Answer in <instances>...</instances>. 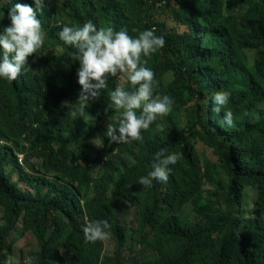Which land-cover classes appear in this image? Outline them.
I'll list each match as a JSON object with an SVG mask.
<instances>
[{
	"label": "trees",
	"instance_id": "16d2710c",
	"mask_svg": "<svg viewBox=\"0 0 264 264\" xmlns=\"http://www.w3.org/2000/svg\"><path fill=\"white\" fill-rule=\"evenodd\" d=\"M54 1L59 0H45L37 18L61 52L45 57L39 50L15 81L0 78V264H10L13 234L28 232L38 248L26 257H36V264H122L129 240L121 203L137 211V244L131 252L140 245L156 254L152 261L136 258L132 264H264V0H168L176 5L171 16L182 32H155L165 45L142 61L155 73L153 96L172 97V111L142 130L141 141L119 144L115 152L100 135L103 147L94 161L89 139L116 114L109 94L131 85L121 74L108 80L85 109L84 115L98 122L90 130L71 115L78 110L79 62L58 33L63 26L96 21L98 30L126 28L136 37L151 30L143 16L158 12L165 0H65L69 22L59 20ZM17 3L35 8L33 0H6L0 6V33ZM217 91L230 93L219 115L213 112ZM229 110L232 127L223 120ZM198 141L218 159L203 174L195 154ZM26 144L42 159L40 174L19 162L15 147L26 149ZM161 148L182 153L169 165L162 192L155 180L151 187L138 183ZM212 184L215 189L207 188ZM246 188L256 189L255 200L249 217L241 219ZM94 220L111 225L114 257L103 256V241L85 240L82 222Z\"/></svg>",
	"mask_w": 264,
	"mask_h": 264
},
{
	"label": "clouds",
	"instance_id": "9594fccd",
	"mask_svg": "<svg viewBox=\"0 0 264 264\" xmlns=\"http://www.w3.org/2000/svg\"><path fill=\"white\" fill-rule=\"evenodd\" d=\"M33 3L35 8L20 3L9 8L7 17L10 25L0 33V78L9 82L21 75L28 58L37 54L44 44L46 33L37 18V11L45 8V0H33ZM58 37L76 50L74 55L79 62L77 76L81 90L75 103L78 112L73 111V117L83 116L90 101L100 97L102 90L107 88L111 77L124 74L131 85L130 90L116 87L109 94L111 107L116 113L112 119L118 121L107 124L105 135L110 143L119 145L141 141L142 130H147L158 116L172 111L174 99L169 95L153 96L155 73L143 66L147 61H142V57H150L165 45L164 38L157 36L154 30L139 31L133 37L126 28L114 30L109 26L98 30L88 21L79 27L63 26ZM229 98V92L217 91L212 98L213 112L219 115ZM105 111L107 113L108 108ZM223 120L228 127H232V111L224 112ZM16 155L23 166L24 156L20 153ZM181 156L182 153L169 154L167 148L159 149L154 154L152 170L141 176L138 183L145 187H151L153 180L166 183L169 165H175ZM110 228L106 220H94L83 228L85 240H107L111 236ZM24 264H36V257H26Z\"/></svg>",
	"mask_w": 264,
	"mask_h": 264
},
{
	"label": "rangeland",
	"instance_id": "374dc122",
	"mask_svg": "<svg viewBox=\"0 0 264 264\" xmlns=\"http://www.w3.org/2000/svg\"><path fill=\"white\" fill-rule=\"evenodd\" d=\"M94 1H97V0H94ZM5 2L6 0H0V6H2ZM169 4H170V8H169ZM51 6L56 9L57 15L61 22L70 21L68 16L65 13V0L54 1L53 3H51ZM173 8H176V5L173 1H171L170 3L168 2V0L161 1V8L160 10H158V12L156 11L151 12V13L147 12L143 16V20L145 22L144 25L149 24L151 26V30H154L157 33V35L167 34L175 30V28H179V30L182 32V26L176 25V23L172 19L171 9ZM92 23L97 27L96 21H93ZM40 50L45 57L57 55L61 52L59 48H57L56 46L50 43V41L47 39L46 36H45L44 44ZM121 78L123 82L127 81L124 74H121ZM167 78L170 79V77H167ZM207 105H208V101H207ZM75 118L83 121L90 130L95 129L96 126L98 125V122L96 120L86 117L84 114L82 117H75ZM109 122L113 123L114 120L111 119L107 123L101 124L99 133L93 135L89 139V143L91 146V160L93 161L96 158L97 152L101 150L103 147L99 136L102 134H105L106 129H107V124ZM117 145L118 144L112 142L109 144V148H111L113 152H115ZM26 147H27L26 149L22 146L15 147V152L20 153L24 156L25 162L23 166L28 172L40 174L38 172L40 170L42 159L39 157V155H36L34 151H32L31 149H28L29 148L28 144H26ZM194 147H195L196 159L199 164V167L201 168V172L203 174L206 166L211 163H217L218 159L214 155L212 149L206 147L200 141H198L196 145H194ZM7 169L8 171H12L11 167H8ZM99 175H100V169L98 168L94 172V177L97 178ZM12 181L17 183L16 174L12 177ZM159 184H160V192L166 189L167 183L159 182ZM18 185L24 190H27V189L32 190L31 185H28V184H18ZM207 188L215 189L213 184L211 186L208 185ZM255 191H256L255 188L244 189L242 201H241L242 208L240 209V212L245 211L246 215H243L241 219H245L249 217L248 212L253 210L252 203L255 200ZM119 212L122 218V223L124 224V226H126V229H127L126 231H127L128 240H129L128 246L123 251L122 264H132L136 258H138L140 261L154 260L156 258V254L147 246L143 247V246L138 245L136 249V254H133L131 250L129 249L130 246H132L133 244H137V240L134 237V233L136 230V218H137L136 209L126 205L125 203H121L119 205ZM185 212L188 214L192 213V207L188 206L185 209ZM3 214H4V210L0 206V224L2 223ZM82 225L83 227H85L87 225V222L86 223L82 222ZM110 232H111L110 238L107 240H103V245H104L103 256L105 257H114L115 251L117 249L116 236L113 234L112 231ZM12 240H13V243H12L13 253L9 256L10 264H24V260L27 254L30 251L38 248V242L35 239L34 235L31 234L30 232L26 233L24 236H20L19 234H13ZM69 254L70 253L66 251L62 253L64 257H68Z\"/></svg>",
	"mask_w": 264,
	"mask_h": 264
}]
</instances>
